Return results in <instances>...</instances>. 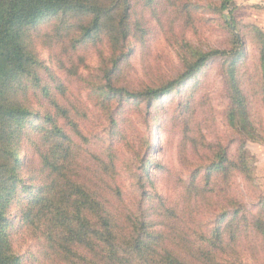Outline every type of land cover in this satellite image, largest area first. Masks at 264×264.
Masks as SVG:
<instances>
[{"label":"rangeland","instance_id":"rangeland-1","mask_svg":"<svg viewBox=\"0 0 264 264\" xmlns=\"http://www.w3.org/2000/svg\"><path fill=\"white\" fill-rule=\"evenodd\" d=\"M105 1L106 7L112 4V0ZM152 1L129 0L127 7L120 0L119 10L101 18V32L87 38L85 30L76 28L92 24L89 12L60 13L42 21L38 33L33 30L39 37L34 52L43 64L42 82L39 89L30 90V107L58 119L60 126L64 121L53 109L51 96L70 110L72 122L87 137L86 142L77 141L82 151L81 176L98 180L97 186L119 214L130 215L139 224L147 208L144 226L148 232L165 233L176 243L190 244L202 235L206 249L211 242L219 243L217 264H264V143L240 141L238 128L228 115L229 63L222 59L209 62L150 105L133 97L180 78L197 54L233 48L226 21L233 22L248 54L237 68L241 89L251 119L264 134L260 49L252 32L258 28L264 33L261 18L248 8L247 0H233L232 12L223 14L219 11L222 0ZM125 7L129 15L124 37L118 25ZM67 29L71 31L65 34ZM108 77L114 87L124 89L121 97L110 100L112 95L100 92ZM44 87L49 88L48 96L41 91ZM40 114L32 120L27 117L20 126L27 136L18 147L22 171L14 172L18 196L10 210L11 242L25 264H63L44 237L21 219L27 201L54 178L41 171L40 151L36 150H41L39 137L54 132H49L51 124ZM35 140L37 148L29 142ZM209 146L226 151L231 170L218 180L208 179L207 186L205 168H199L210 163ZM240 150L249 166L247 177L235 166ZM10 158L0 150L5 167ZM147 163L148 175L140 181ZM5 173L11 184L15 174L8 173V168ZM196 186L204 192L198 194ZM143 192H148L147 198Z\"/></svg>","mask_w":264,"mask_h":264},{"label":"trees","instance_id":"trees-1","mask_svg":"<svg viewBox=\"0 0 264 264\" xmlns=\"http://www.w3.org/2000/svg\"><path fill=\"white\" fill-rule=\"evenodd\" d=\"M128 1L124 0L127 7ZM232 2L233 0L221 1V14L225 10L232 12ZM104 3L105 0H0V150L7 152L11 157L6 167L0 159V264H25L24 259L15 253L11 242V229L14 224L10 210L18 196L14 182L18 177L14 172L20 174L22 171V162L17 159L18 147L27 136L25 131L20 130V126L27 117L32 120L40 114L31 109L29 102L30 90H37L41 86L39 71L40 65H43L34 52L39 37L33 35V30L38 33L42 21L60 13L89 12L93 15L92 24L88 27L77 26L76 30H85L86 38L90 34L91 37L101 32V18L104 15L120 9V0H112L109 7ZM127 7L123 10L118 25V31L124 37L125 23L129 15ZM226 24L232 35L233 48L212 50L199 56L197 54L195 61L188 64L189 68L180 78L164 87L134 94L133 97L150 105L152 101L191 78L209 62L216 59L226 60L230 69L226 75L230 100L228 115L230 114L234 127L238 128L239 140L264 143L263 130L257 128L248 113L247 97L238 78L240 74L237 68L241 67L248 57L246 43L238 33L235 23L232 22L231 25L226 21ZM67 31L71 29H67L65 34ZM252 32L256 36L254 41H259V78L262 81L260 88L264 104V33L258 28ZM47 36H51V33ZM111 74L112 70L108 71V76ZM31 81L35 85L30 87ZM41 91L48 96V87ZM100 92L112 95L110 100H113L121 97L124 89L114 87L108 77L107 84ZM53 96L54 94L51 96L52 107L58 111L56 114L64 124L60 126L57 124L58 119L40 114L45 122L51 124L49 132H54L51 135L44 133L39 137L41 150H36L40 151L41 171H48L54 178L49 184L39 188V192L34 193L24 205L25 208L21 209L22 222L28 223L34 231L44 237L52 254H56L63 264H217L221 251L219 243L211 242L206 249L201 244L202 235L197 242L190 244L176 243L170 237H165V233L148 232V228L144 226L147 208L142 211L140 217H143V220L139 221L142 225H139L138 220L133 221L130 215L119 214L120 211L105 197L104 190L97 186L98 180L81 176L82 151L77 141L86 142L87 137L78 130L77 124L72 122L70 110L56 103ZM69 125H72L73 129ZM55 137L57 140L52 142ZM29 142L34 148L37 145L36 140ZM209 147L211 151H208L206 156L210 163L199 168V171L205 168L204 179L213 180L216 177L215 181L221 174L228 176L231 168L227 166L226 151L216 146ZM237 159V164L235 161H232V164L247 177L250 171L242 150L239 151ZM7 168L8 173L15 174L11 184L9 175L5 173ZM112 170L113 168H110V173ZM147 170L148 163L143 170L145 174L139 176L140 181L148 175ZM196 176L200 174L197 173ZM211 180L205 185L208 186ZM196 189L198 194L204 192L201 186H196ZM144 197H148V192H143ZM218 229L215 230L216 234Z\"/></svg>","mask_w":264,"mask_h":264},{"label":"crops","instance_id":"crops-1","mask_svg":"<svg viewBox=\"0 0 264 264\" xmlns=\"http://www.w3.org/2000/svg\"><path fill=\"white\" fill-rule=\"evenodd\" d=\"M248 8L253 10L254 15L260 16L261 28L264 31V0H247Z\"/></svg>","mask_w":264,"mask_h":264}]
</instances>
